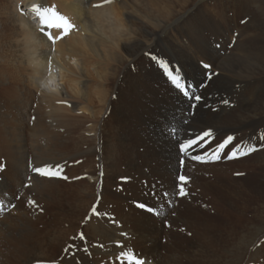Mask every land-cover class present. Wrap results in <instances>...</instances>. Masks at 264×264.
I'll use <instances>...</instances> for the list:
<instances>
[{"label":"bare ground","instance_id":"obj_1","mask_svg":"<svg viewBox=\"0 0 264 264\" xmlns=\"http://www.w3.org/2000/svg\"><path fill=\"white\" fill-rule=\"evenodd\" d=\"M23 5L55 7L76 27L52 44ZM171 72L202 99L186 97ZM210 73L216 79L205 88ZM155 85L162 90L148 96ZM0 92V264L54 260L88 216L92 264H129L122 252L145 264H202L212 254L204 242H173L188 223L175 179L162 187L142 178L148 168L186 174L194 160L179 145L204 131L212 136L188 153L206 160L229 135L243 151L264 147L256 135L264 129V0H0ZM46 166L60 177L33 171ZM66 199L75 204L69 226L51 212ZM44 213L55 218L40 230ZM23 231L37 236L31 248L13 245Z\"/></svg>","mask_w":264,"mask_h":264},{"label":"rangeland","instance_id":"obj_2","mask_svg":"<svg viewBox=\"0 0 264 264\" xmlns=\"http://www.w3.org/2000/svg\"><path fill=\"white\" fill-rule=\"evenodd\" d=\"M201 1L199 0V2ZM255 3V10H257L258 1ZM22 10L23 12L27 10V15H29L33 10V6L28 5L24 7L23 5ZM32 18L34 22L40 21L35 15ZM169 62L164 63L165 69L169 70L172 67L173 72L174 69L178 68L177 63L172 62L171 64ZM180 68L183 69L184 66H180ZM220 71L216 67L213 69L214 73H219ZM214 77L211 76L209 78V74L206 75V79L204 80L205 88L210 87L212 81L216 79ZM58 79L59 77L56 75L54 81L59 83ZM154 90L152 94L148 93V96L151 97L162 89L158 85H155ZM1 96L2 93L0 92ZM9 96V93H6L2 98L8 101ZM33 106H35V102ZM34 118L35 114L30 113V126L34 124ZM256 135L261 140L264 136V129L262 127L259 128ZM216 141L212 143L213 147H215L216 143H219V139ZM255 148L257 151H253L235 160L224 156L227 151L222 155L220 160L211 159L207 160L209 162L206 163L191 162L189 160L190 168L186 174L182 172L177 175V177L185 175L189 178V183L186 185L188 195L179 197L181 201L185 199V203L188 205L187 209L184 210L188 223L187 226L182 227L183 229H177V233L180 234L179 232L181 231L185 234V237L178 235L173 238V242L183 248L185 247V249L189 248L191 240L196 243L198 241L204 242L203 247L209 249L212 254L202 259L204 260L202 264H264V192L260 191L264 190V186L259 188L254 187L259 185V183L264 184V161L260 159L264 147ZM148 169L149 171L146 172L148 177L142 178L141 185L156 182L157 184H161L162 187H166L168 185L171 186L173 184L172 180L175 179V188H177L179 181H177L176 176L171 174L170 178L167 174H151L150 168ZM119 179L121 183L128 181L127 176ZM251 185L255 189H252ZM170 197L173 199V195H170ZM176 200L178 201V196ZM74 208V202L66 199V202L64 200L61 206H52L51 212L54 215H58L57 217L60 218L63 226H69L68 222L73 217ZM42 218L38 224H35L40 230L43 229V224H52L51 220L55 217L51 215L45 217L44 213ZM86 219L84 225L79 223V228L74 229L73 234L69 236L66 242L62 241L55 247L54 253H52L55 259L47 260L46 262H51V264H92V261L94 262L92 259L94 250L88 246L85 237H83L86 232L85 229L89 231L87 229L89 216ZM76 223L78 224V221ZM36 237L33 232L23 231L16 235L13 245L19 248H31V243ZM183 240L184 244L182 243L181 245L179 242ZM3 244L5 245L6 243ZM3 244L0 242V247L5 252L7 246ZM58 248H62V250ZM10 250L13 251L14 248H10ZM187 263L190 264L191 261H187Z\"/></svg>","mask_w":264,"mask_h":264},{"label":"snow or ice","instance_id":"obj_3","mask_svg":"<svg viewBox=\"0 0 264 264\" xmlns=\"http://www.w3.org/2000/svg\"><path fill=\"white\" fill-rule=\"evenodd\" d=\"M33 10L37 13L38 18L41 21V28L40 31L44 34V36L52 42V44H55L57 40L64 39L67 35H69L74 29L75 25L69 20L66 16L59 13L55 7H44L41 5H34ZM53 30H56L58 32L57 35H53ZM153 60H158L159 58L156 56L152 57ZM205 69L211 68L210 64H203L202 65ZM171 76V73H169ZM211 73L209 74V78H211ZM172 79L175 81L176 77H172ZM177 87L184 88L182 84L177 83ZM184 95L188 97L189 99H194L196 102H199L202 97L201 96H192L186 89L184 90ZM225 104H229L230 102L225 100L223 101ZM212 132L210 130L204 131L201 135L195 137V138H189L185 143H181L179 145L180 151L184 154H187L190 149H194L200 146L201 142L204 141L206 138L211 137ZM264 138V137H262ZM236 138L234 136H227L223 142L219 143L217 146V149L214 150L212 153V158L214 160H219L221 158V150L228 149L230 153V158L238 159L240 156L248 155L249 153L253 151H257L255 147L247 149V151H243L240 147L233 144V141ZM229 145H232L231 148H229ZM192 159L201 161V162H209L205 160V158L201 155H195L192 157ZM181 165H183L184 161H180ZM33 171L41 176H51L55 177L58 175L57 171H54L51 167H36L33 168ZM179 183L177 184V196H187L188 193L186 191V185L189 183V178L185 175H180L178 177ZM164 195H168L165 193ZM140 208H147V205L141 203L138 205ZM15 207V205H13ZM3 209V204L0 203V210ZM149 211H152V209H148ZM92 213L94 215H99V211L96 207L92 208ZM190 235V233H189ZM122 256L127 258V261L129 264H145V261L141 258H139L135 253H121Z\"/></svg>","mask_w":264,"mask_h":264}]
</instances>
